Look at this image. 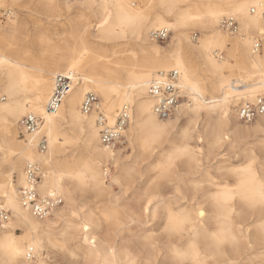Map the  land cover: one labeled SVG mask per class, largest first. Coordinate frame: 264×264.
Wrapping results in <instances>:
<instances>
[{
	"label": "bare ground",
	"instance_id": "1",
	"mask_svg": "<svg viewBox=\"0 0 264 264\" xmlns=\"http://www.w3.org/2000/svg\"><path fill=\"white\" fill-rule=\"evenodd\" d=\"M133 1L0 0L1 9L12 15L5 19L8 32L0 31V206L9 212L0 227V264H264V170L251 142L264 141V116L240 126L237 108L231 109L264 95V54L252 52L253 41L264 39V23L258 13H250L264 6V0H208L186 9L178 5L188 0H142L154 1L161 10L151 18ZM30 4L46 18L74 11L79 20L72 25V42L60 40L57 47L40 33L35 36L39 54L32 56L20 43L24 26L11 7L21 11ZM86 14L96 18L100 40L129 36L139 56L132 54L127 65L110 63L84 37ZM225 17L237 21L238 35L221 30ZM189 23L203 30L197 46L184 44L182 28ZM164 28L172 32L167 52L149 38L151 31ZM46 54L48 64L42 58ZM169 71L179 73L183 102L174 119L160 121L147 88ZM67 74L72 75V88L50 114L46 103L53 78ZM87 93L101 99L99 111L110 124L118 111H129L124 136L130 155L124 154L127 148L100 145L96 114L80 111ZM203 113L217 118L210 124ZM28 114L40 117L42 127L18 140L15 127ZM179 119L185 123L175 136ZM42 138L45 153L37 149ZM78 143L77 152L69 154ZM179 160L185 175L174 180L171 167ZM27 163L40 166L39 194L55 193L64 201L43 220L19 202ZM106 165L115 168L108 185ZM151 167L157 174L150 188L127 196L137 168ZM225 176L236 178L234 185L219 180ZM160 180L173 184V192L163 194ZM187 184L194 192L204 184L212 189L197 196L185 191ZM112 185L118 195L110 194ZM84 188L101 199L97 218L93 209L77 203L76 192ZM99 218L109 225L104 232ZM124 227L135 232L123 237Z\"/></svg>",
	"mask_w": 264,
	"mask_h": 264
},
{
	"label": "built area",
	"instance_id": "2",
	"mask_svg": "<svg viewBox=\"0 0 264 264\" xmlns=\"http://www.w3.org/2000/svg\"><path fill=\"white\" fill-rule=\"evenodd\" d=\"M52 1L72 2L75 0ZM250 13H258L261 21L264 23V6L259 10L251 8ZM9 16H12L10 10L0 9V18L5 20ZM220 28L231 35H238L240 33L239 25L233 17L221 19ZM169 34V30L164 28L151 31L149 38L153 42H164L169 37ZM252 52H264V39L257 38L253 41ZM178 80L179 73L177 71H169L160 74L147 88V95L153 101L152 112L160 121L169 119L174 114L181 100ZM72 83L71 74L56 75L53 78V88L46 103V111L48 113L55 114L58 111L63 100L70 92ZM3 101L4 97L0 96V102ZM80 111L85 116L92 113L96 114L95 123L98 129L99 142L104 149L114 150L119 146L130 121V114L127 109L124 108L118 111L113 123L110 124L108 119L99 111L98 98L92 93H87L82 99ZM261 116H264V95L256 97L252 103H243L237 107L236 117L242 124H251ZM41 127L42 119L32 114L22 117L18 123V130L22 136L24 134L29 136L36 135L39 133ZM37 149L40 153L46 152L47 145L45 138L39 140ZM111 170L112 167L110 165L103 167L105 179H109ZM40 180V166L37 163H27L24 168V183L18 189V197L24 209L28 210L35 218L43 220L50 217L54 210L62 206L63 200L55 193L40 195L37 191ZM8 218L9 212L0 206V227L7 222Z\"/></svg>",
	"mask_w": 264,
	"mask_h": 264
},
{
	"label": "rangeland",
	"instance_id": "3",
	"mask_svg": "<svg viewBox=\"0 0 264 264\" xmlns=\"http://www.w3.org/2000/svg\"><path fill=\"white\" fill-rule=\"evenodd\" d=\"M206 1H208V0H188L186 2L180 3L178 5V8L179 9H186L192 3L193 4H200V3L206 2ZM133 3L135 6L143 8V11L146 14H148L149 18L153 17L155 13L161 14V10H159L156 7V4L154 3V1H152V3H144V1H142V0H134ZM1 5L2 4H0V9H1ZM11 7H12V9H14V13L16 14V16H18L20 18V20H22V22H23L24 29L20 33V36H21V42L20 43L24 47H28L31 50L32 56L37 57L39 54L38 49L36 48L35 36L40 34V33H45V34L49 35L52 39L53 44L57 47H60L59 46L60 40L68 41L69 43L72 42L73 38H72V36H71V38L69 36L71 29H72V25L79 20L76 17V13L74 11H71L69 13H63V14L59 15L58 17L46 18V16H43V15L37 13V11L34 10V7L31 4L27 8H25L21 11H20V9H16L13 6H11ZM82 19H83V21H85L89 25V26H87L86 33L84 34V37H85L86 41L88 42V45L90 47H93L96 49L99 48L102 52L101 54L103 56H105L107 58V60L110 61V63L118 60L122 64L127 65L132 59V54H136L137 56H139V54H140L139 50L137 49L134 41L129 36H128V38L120 40V41H103V40H100L99 37L96 36V33H95V31H96L95 26L97 25L96 24V18L91 17L90 14H86V16ZM0 26H2V27H0V31H3L5 33L8 32L9 28L7 27L6 21L2 18H0ZM182 30H183V33L187 36V40L184 42V44H187L190 47L197 46V41H198V39H200L202 37L203 30L198 25L191 24V23L185 25L182 28ZM169 32H170L169 37L164 42H155V43L151 42V43L155 44L156 46L161 48L164 52L169 51V47L172 43V37H171L172 32L171 31H169ZM193 37H195V38L193 39ZM259 54L263 55L264 52L259 53ZM221 57H223V58L226 57V49H224L222 51ZM42 58L46 64L49 63V61H50V55L49 54L44 55ZM92 70H95L94 66H93ZM0 96H1V94H0ZM96 97L98 98V100L101 101V99L98 96H96ZM182 102L183 101L181 99L179 103H182ZM239 104L240 103H238L234 107H231V109H233V111H235ZM202 115H204V119H206V120L209 119L208 121L210 124L213 123L217 118L216 114H211V115H209L208 118L205 117L204 113ZM175 116H177L176 111L174 112V114L169 119H174ZM178 123H179V129H178V131H176L177 133L174 134L175 136H177L178 132L184 126L185 122L183 120L179 119ZM238 125L248 126V125L242 124L240 122H238ZM201 128H202L201 124H198L197 129L201 130ZM15 136L18 140L24 139V135L22 136L20 134L18 128H16V127H15ZM251 142L253 143V150H254L256 162H258V164L262 166L261 169L264 170V141L259 142L257 139L254 138L253 141L251 140ZM121 143L119 144V146L116 147V149L127 148L128 143H127L124 135H123V139H122ZM190 143L192 144V142H190ZM203 144H205V143H202V145ZM80 147H81V143H78L77 147H72L70 149L69 154L71 152L73 154L76 153L77 152L76 150ZM124 154L130 155L131 151L127 148V150L124 151ZM222 154H227V152L226 153L223 152ZM225 156H228V155H225ZM151 161H153V159L149 160V162H151ZM142 166H144V164ZM139 168H137V173H135L132 176V178L130 179L131 183H130V185L128 187V191H127V196H129V197H131V196L134 197L135 195L141 194L146 188H150L151 180L157 174L156 171H153V169H152L153 167H151V170H147V171L146 170L144 171L145 167L142 169H139ZM171 169H172V177L174 178V180H175L176 176L182 177L185 175L182 160L175 161L172 164ZM114 173H115V168L112 167L110 177L112 175H114ZM263 173H264V171H263ZM11 174L15 175V171L11 172ZM235 179L236 178H233L231 176H225L223 178H220L219 180L220 181L225 180L229 184L234 185ZM108 180L107 179L105 180L106 185L109 184ZM211 189L212 188H209L207 184L202 185L201 188L197 189L198 191H196V192L193 191L194 189L191 188V186L189 184H187V186L185 187V191H187L188 194L195 193V195H197V196H200L207 191H211ZM159 190L163 194H170L174 190L173 184L168 183L166 180H160L159 181ZM109 192L111 195H118L119 189L115 185H112L111 190ZM75 197L77 198L78 205H81V204L86 205V209H93L95 211V214L97 215L96 218L99 217L97 207L99 206V201H101V199L99 200V199L94 198L93 193L89 189H86V188L78 190L76 192ZM63 203H64V201H63ZM129 203L131 204L132 201ZM63 205L64 204H62V206ZM99 220H100V228H101L100 230L104 232L108 228L109 225L106 222H104L102 219L99 218ZM124 221L125 220H123V222ZM124 228H125V230H123V232H122L123 237H128V236H130L131 233L135 232V230H132L131 233L130 232L128 233L126 230V227H124ZM21 233H22V231L20 229H18L16 231L17 235H20ZM240 264H246V260L242 261Z\"/></svg>",
	"mask_w": 264,
	"mask_h": 264
}]
</instances>
